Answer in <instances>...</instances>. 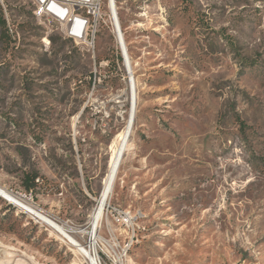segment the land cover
I'll list each match as a JSON object with an SVG mask.
<instances>
[{"label": "rangeland", "instance_id": "374dc122", "mask_svg": "<svg viewBox=\"0 0 264 264\" xmlns=\"http://www.w3.org/2000/svg\"><path fill=\"white\" fill-rule=\"evenodd\" d=\"M116 6L126 47L107 5L91 45L56 29L47 45L28 0H0L13 28L8 42L0 23V186L88 246L82 229L135 81L131 149L98 229L102 263H110L104 241L119 254L114 242L133 235L117 207L135 227L122 263L264 264V0ZM0 264L88 260L0 196Z\"/></svg>", "mask_w": 264, "mask_h": 264}, {"label": "bare ground", "instance_id": "6f19581e", "mask_svg": "<svg viewBox=\"0 0 264 264\" xmlns=\"http://www.w3.org/2000/svg\"><path fill=\"white\" fill-rule=\"evenodd\" d=\"M116 2H117L116 0H112V8L114 11V16H112L111 19H112V23L115 28V32L117 33L119 29L120 39L122 40L124 47H126L123 32L121 31V22H120L119 16L117 15L118 12H117ZM132 82H134L135 89L133 92V98H132L133 101H132L131 110L129 109L128 111V117L126 119V123L124 127L119 132H117V134L115 135L112 141L111 149H110V156H109L108 164H107V170L102 180V188L99 194L98 203L91 217L90 230L82 229V231H87L89 233L90 242L88 246L80 243L74 236H72L69 233L68 228L65 225L56 222L55 220L50 218L47 214H45L41 210L37 209L30 203L21 199L19 196L7 191L6 189L0 186V196L10 201L11 203L16 204L17 206L24 209L25 211L30 212L40 221L48 224L57 233L62 235L63 238L67 239L70 242V244L74 246L82 255H84L88 260V264H103L98 255V251L96 250L97 241L100 237L98 229H99V226L101 225L102 220L104 219L105 210L108 205L109 199L111 197V193L114 188L120 166L123 162V158L126 155L127 151L131 149V136H132V132L134 129V124L136 120V111H137L136 83L135 81H132ZM104 243H106L107 248H110L108 241H104ZM132 244H133V241L131 243V246ZM128 250L129 248L123 249L122 257L127 256ZM108 260L110 263L108 261L107 262L109 264H112L111 259H108ZM122 264H125V262Z\"/></svg>", "mask_w": 264, "mask_h": 264}, {"label": "built area", "instance_id": "2783aa9c", "mask_svg": "<svg viewBox=\"0 0 264 264\" xmlns=\"http://www.w3.org/2000/svg\"><path fill=\"white\" fill-rule=\"evenodd\" d=\"M32 6L33 16L36 21L46 27V35L43 37L45 44H50L48 33L54 29L59 30L66 38H70L77 43L91 45L94 40V35L99 30L105 5L108 6L110 17L114 16L112 8V0H28ZM117 1V0H116ZM65 12H74V20H66ZM13 32V28L10 27ZM114 210L118 214V219L124 221L128 226V231L131 230L133 235L128 236L129 241L124 246L117 247L118 252H112L114 247L110 245L107 248L109 253L108 259H111L112 264H122V252L124 248H130L135 236V227L132 214L120 208Z\"/></svg>", "mask_w": 264, "mask_h": 264}, {"label": "trees", "instance_id": "16d2710c", "mask_svg": "<svg viewBox=\"0 0 264 264\" xmlns=\"http://www.w3.org/2000/svg\"><path fill=\"white\" fill-rule=\"evenodd\" d=\"M1 15H0V23L2 25V34L3 36H5V38L8 40V42L12 41V35L10 34V27L8 26V22L6 20V18L3 15V10L1 9ZM36 174L33 176L28 175L25 179V188L28 190H31L34 185H35V179H36Z\"/></svg>", "mask_w": 264, "mask_h": 264}]
</instances>
